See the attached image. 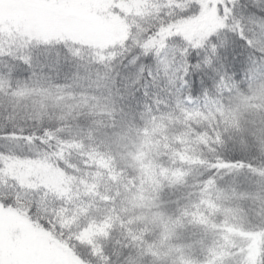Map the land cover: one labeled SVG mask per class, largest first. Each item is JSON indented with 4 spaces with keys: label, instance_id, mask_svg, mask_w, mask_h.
I'll return each mask as SVG.
<instances>
[{
    "label": "trees",
    "instance_id": "trees-1",
    "mask_svg": "<svg viewBox=\"0 0 264 264\" xmlns=\"http://www.w3.org/2000/svg\"><path fill=\"white\" fill-rule=\"evenodd\" d=\"M141 2L103 54L0 37V210L82 264H244L225 228L264 264V0L197 44L170 29L195 0ZM15 161L70 187L21 184Z\"/></svg>",
    "mask_w": 264,
    "mask_h": 264
},
{
    "label": "rangeland",
    "instance_id": "rangeland-1",
    "mask_svg": "<svg viewBox=\"0 0 264 264\" xmlns=\"http://www.w3.org/2000/svg\"><path fill=\"white\" fill-rule=\"evenodd\" d=\"M195 17L170 27L184 43H200L224 25L227 7L235 0H195ZM142 8L141 0H0V37L17 40L68 42L103 54L120 46L127 34L126 18ZM6 48V47H5ZM99 56V55H97ZM21 184H38L64 193L69 182L46 166L12 162L5 170ZM237 242L244 264H254L260 239L255 233L225 228L222 242ZM0 264H82L68 251H53L36 237L26 219L0 210Z\"/></svg>",
    "mask_w": 264,
    "mask_h": 264
},
{
    "label": "snow or ice",
    "instance_id": "snow-or-ice-1",
    "mask_svg": "<svg viewBox=\"0 0 264 264\" xmlns=\"http://www.w3.org/2000/svg\"><path fill=\"white\" fill-rule=\"evenodd\" d=\"M259 71L264 72V68L259 69Z\"/></svg>",
    "mask_w": 264,
    "mask_h": 264
}]
</instances>
